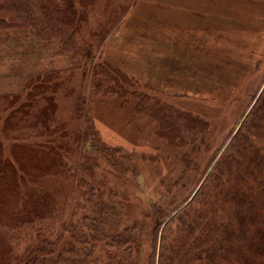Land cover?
<instances>
[{
	"label": "rangeland",
	"instance_id": "obj_1",
	"mask_svg": "<svg viewBox=\"0 0 264 264\" xmlns=\"http://www.w3.org/2000/svg\"><path fill=\"white\" fill-rule=\"evenodd\" d=\"M71 2L81 13L80 36L92 45L94 63L113 64L135 82L126 83L124 93L103 96L106 88L95 89L91 83L92 67L74 69L76 64L58 50L56 41L35 45L24 37L25 30L0 35V264H15L38 232L59 234L55 238L62 260L108 264L111 258L105 255L124 247L113 237L132 227L139 250H132L130 261L148 264L157 209L166 218L161 231L168 227L159 244L168 239V246L178 248L174 232L179 221L208 231L206 219L197 214L208 216L218 193L213 180L204 183V169L222 156L264 88V0ZM89 33L96 37L90 40ZM180 34L196 37L187 43ZM139 94L148 100L140 107ZM169 104L173 110L167 109ZM179 111L202 116L208 128L197 132ZM84 118L101 144L129 155L135 174L119 173L93 153L92 136L82 134H88ZM244 129L252 138L254 130ZM192 136L198 138L192 144L198 150L188 143ZM252 139L264 149L259 136ZM184 152L197 168L185 165ZM3 159L19 172H4ZM73 170L113 209L103 226L99 217L85 224L80 220L84 210L76 206L87 193L69 178ZM90 200L94 205L98 198ZM31 227H37L30 231L34 236ZM194 227L191 236L199 232ZM161 253L158 249L152 264H159Z\"/></svg>",
	"mask_w": 264,
	"mask_h": 264
},
{
	"label": "trees",
	"instance_id": "obj_2",
	"mask_svg": "<svg viewBox=\"0 0 264 264\" xmlns=\"http://www.w3.org/2000/svg\"><path fill=\"white\" fill-rule=\"evenodd\" d=\"M81 22V13L77 12L71 0H0V35L11 33L13 30H25L27 32L24 37H31L35 45L38 41L42 45H46L45 42L49 40L56 41L58 50L69 55L73 64H76L74 69L81 70L87 64L92 67L93 80L91 83L93 87L95 89L106 88L101 95L110 96L124 93L128 85L126 83H131L134 80L125 71L113 64L108 62L94 63L92 45L85 40L83 34L80 36V30L82 32ZM109 31L110 25L105 27L100 34L99 42L104 39L103 36ZM184 34L190 33L186 31ZM195 35L188 37L185 42H194L188 39L195 38ZM180 36L183 38L182 34ZM95 37V33L88 34L90 40ZM193 51L196 52L195 49H190V52ZM126 77L131 80H127ZM137 97L143 99L139 107L143 105V102L148 101L140 94ZM255 101L254 107L251 106L244 117L239 132L236 131L231 137L232 139L230 138V142L228 141V145L221 153L222 156L212 165L213 159L204 169L203 175L206 174L204 183L213 180L212 185L216 187L218 193L216 202L210 208L208 207V216H204L206 212L202 213L201 211L197 214L200 219H206L205 224L208 225V231L204 233L194 222L179 221L174 232L178 248L175 250L174 247L168 246V239L164 241L162 238L161 244H159L160 239L158 237L162 235V237L167 238L168 227L165 231H161L166 218L164 219L162 213L157 209L154 213L156 218L151 235V250L147 255L148 264L153 263V258L157 256L158 249L162 250L159 264H264V149L259 150L256 141L252 139L259 136L264 146V88ZM167 109L173 110L174 106L169 104ZM78 111L81 113L79 109ZM179 113L185 115L186 125L193 127L197 132H203L208 128V121L204 120L202 116L184 111H179ZM83 124L87 125L83 128L88 131V134L84 131L82 134L83 136H92L93 141L91 143L94 154L119 173L131 172L135 174L134 170H130L127 163L129 155L122 148L104 146L101 144L97 133L94 132L90 120L84 118ZM162 124L164 125V123ZM88 128L92 130L91 133ZM244 128L254 130V133L250 132L254 134L252 138L250 135L244 134ZM167 131L175 133L170 128H167ZM174 139L181 140L179 137ZM194 142L198 143L197 136H192L188 142L192 151L198 150L196 144L192 145ZM178 143L182 144V141ZM181 158L186 162V166L198 167L194 161L190 163L191 158H189L188 152H184ZM85 160L89 161L88 158ZM222 164L226 166H222ZM1 165L4 172L8 171L12 174L19 172L13 167L14 164L7 159H3ZM21 168L25 169L19 165L18 169ZM87 169L88 167H84V171ZM207 169L208 173L206 172ZM78 174L73 170L69 178L76 186L82 188L85 194L87 193L86 198L83 197L82 205L76 206L78 210L81 208L84 210L80 220L85 224L88 219L92 218L90 220L93 222L94 218L99 217L97 222L103 226L102 221L106 219V215H114L115 213H113L112 208L101 203L98 192L86 185ZM1 192L2 189H0ZM78 194L81 196L79 191ZM92 196L98 198L94 205L90 200ZM208 200L213 201V198L208 196ZM241 204L248 208L241 206ZM163 214L165 217L170 215ZM242 216L246 217L244 222L241 219ZM33 218H38V216H33ZM170 225L172 226L173 222ZM10 227L15 230V226ZM192 227L199 230L195 236L190 234ZM36 228H29V232L33 230L37 232ZM132 230L134 231V227L115 234L113 242L117 246L123 245L124 247L117 248L113 256L112 254L105 255L111 258L108 264H135V260L131 262L129 256L132 250H139V243H137L136 237L131 236ZM186 234L188 236H184ZM58 235L49 236L41 232L33 235L32 239H28V242L32 241V243L26 245L24 252L16 257L15 264H63L64 262L77 264L62 260L64 258L63 249H58L55 238ZM188 238L192 241L189 242Z\"/></svg>",
	"mask_w": 264,
	"mask_h": 264
},
{
	"label": "crops",
	"instance_id": "obj_3",
	"mask_svg": "<svg viewBox=\"0 0 264 264\" xmlns=\"http://www.w3.org/2000/svg\"><path fill=\"white\" fill-rule=\"evenodd\" d=\"M262 32V31H261ZM260 32V34L259 35H263L262 33ZM184 41L186 40V38H182ZM195 54H196V52H195ZM165 80H171V81H173V82H177L175 79H165Z\"/></svg>",
	"mask_w": 264,
	"mask_h": 264
}]
</instances>
